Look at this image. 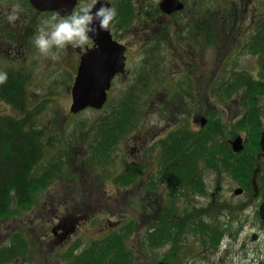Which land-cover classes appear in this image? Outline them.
<instances>
[{
  "label": "rangeland",
  "instance_id": "obj_1",
  "mask_svg": "<svg viewBox=\"0 0 264 264\" xmlns=\"http://www.w3.org/2000/svg\"><path fill=\"white\" fill-rule=\"evenodd\" d=\"M107 1L112 4L118 2L119 5L124 0ZM249 1H203L209 9L211 27L214 31L216 29V33L211 35L210 72L206 76L207 82L202 83L197 77H202L203 72L195 74L179 69L175 59H172L175 51L171 40L160 41L159 33L153 37L152 34H145V38L139 40L143 38L141 33L144 31L137 20L144 19L146 15L154 17L156 10L151 7L152 2L147 3L149 7L146 8L140 0H127L133 13L132 19L125 24L119 15L115 16L112 31L131 45V72L128 79L115 81L110 102L102 111L88 109L76 115L70 112L77 76L73 50L71 46L60 50L56 59L42 57L33 43L40 23L35 24V34L29 36L25 61L18 59L16 62L0 55V72L27 74L29 71L31 75L27 84L25 112L18 111L0 98V118L23 119L31 115L32 123L41 128L45 148L34 174L37 176L52 166L59 168L60 172L53 176L50 189L59 186L58 193L62 197L65 195V199L74 195L78 197L70 200L81 204L84 212L80 215L96 206L98 208L94 210L99 209L101 214L99 220L90 218L89 213L82 216L87 217L85 233H81V237H73L65 246H62L60 238H52L47 243L46 230L50 228L51 218L47 216L46 209L42 213L40 208L45 207V202L52 203L54 200L51 195H41L35 210L0 220V264H88L85 260L92 259L89 258L90 251L103 236L111 233L106 226L108 219L118 223L111 235L126 238L124 250L129 254L126 264H258L264 259V222L259 210L264 202V184H260L262 194L254 198L250 182L242 184L239 178L216 170L215 166L206 163L207 154L196 159V176L199 178L195 181L202 184L201 192L192 191L183 182L165 183L153 174L159 170L161 143L171 134L187 133L195 141L203 138L202 117L207 118L210 129L217 131L209 149L228 145L238 135L246 139L248 151L252 149L251 138L236 130L237 121L244 115L241 103L243 91L229 96L224 90L233 85L238 74L258 76L259 57L245 53L243 49L227 58L228 44L222 46V50L221 45L214 46V37H224L220 32V29L223 31L222 18H231L235 14V4L239 7L240 17L244 18V31L253 19L264 15V0H253L254 14L249 12V8L245 9ZM22 2L1 0L0 6L19 4L22 8ZM79 2L76 11L81 6L92 5V0ZM29 12L28 6L25 14ZM245 35L242 34L239 45L247 42ZM225 57V64L221 65ZM123 97L130 98V109L134 110L136 121L122 132L125 138L122 143L119 142L116 152L95 159L91 155V147L101 133L98 123L116 115ZM168 102H172L169 109ZM258 105L264 109V94L258 97ZM195 120H199L198 123ZM156 135L158 139L154 141L153 136ZM138 136H146L139 144L144 142L147 162L140 166L144 171L138 179L127 187L117 180L129 170L126 155L130 142ZM262 167L264 169V165ZM147 184L150 194L141 192ZM239 188L244 189L243 196L234 194ZM91 197L97 202L94 203ZM65 199L59 201L67 202ZM43 214L45 217H42ZM37 217L44 219V224L35 220ZM96 221L105 226L104 230L98 229ZM174 224L177 228L163 246L150 244L151 235L159 230L158 227L163 230ZM212 227L218 230L216 232L221 237L218 245L210 243L211 233L204 234ZM254 234H258L256 241L252 240Z\"/></svg>",
  "mask_w": 264,
  "mask_h": 264
},
{
  "label": "trees",
  "instance_id": "obj_2",
  "mask_svg": "<svg viewBox=\"0 0 264 264\" xmlns=\"http://www.w3.org/2000/svg\"><path fill=\"white\" fill-rule=\"evenodd\" d=\"M253 41L248 44L247 51L260 56L261 69L258 77H253L249 73L238 74L230 88L224 90L225 94L232 96L238 91H243L246 98V106H249V114L238 123L237 128L248 133L253 142L254 149L259 152V140L262 131L260 111L255 106L257 97L264 94V24L260 27ZM10 74L6 82L1 84L0 97L9 102L20 112H25L26 101L24 97V83L20 80L14 81ZM15 76V75H14ZM126 108L121 105L117 109L116 115L102 120L98 123L99 151H109V143L114 138L116 141L127 127L132 126L136 121V115L131 106L125 103ZM216 132L206 128L203 138L196 142L187 133L169 137L163 142L160 154V176L163 182L182 183L194 192H201L203 186L195 181L197 166L195 159L204 154H210L208 163L215 166L216 159L220 154L225 158L224 169L232 172L235 178H239L242 184L250 182V172L254 168V162H249L248 158L242 159L243 155H235L227 144L220 148L211 149L210 143ZM43 132L36 129L31 120V115L24 116L23 119L12 117L0 118V220L8 218L13 214L25 213L37 205L41 194L53 181V176L60 172V169L52 166L44 172L34 174L36 167L43 158L45 148ZM208 152V153H207ZM123 184L125 186L134 183L138 179L135 171L129 172ZM194 180V181H192ZM251 184V183H250ZM15 207V208H14ZM177 225L155 231L151 235L150 244L163 246L170 238ZM209 230V229H208ZM205 230L211 233L210 243L218 245L221 240L216 231ZM203 232V231H202ZM125 241L121 237L111 236L105 242L99 243L89 254L90 260H85L88 264H121L129 259V254L124 250ZM111 256V257H110ZM112 259V260H110ZM117 261V263H115ZM258 264H264V259Z\"/></svg>",
  "mask_w": 264,
  "mask_h": 264
},
{
  "label": "flooded vegetation",
  "instance_id": "obj_3",
  "mask_svg": "<svg viewBox=\"0 0 264 264\" xmlns=\"http://www.w3.org/2000/svg\"><path fill=\"white\" fill-rule=\"evenodd\" d=\"M20 1L22 2L23 0H20ZM79 1L80 0H78L77 6L74 11H76V9L78 8L79 3H80ZM162 1L163 0H152V1L140 0V3L142 4L144 3L146 8L149 7L147 6V3L152 2L153 4L151 5V7H153V10H156L155 11L156 15L154 17H151V16L147 17L146 15L144 19L137 20V23H139V25L144 31V33L143 32L141 33L143 35V38L141 37L139 40L141 39L143 40L145 38V34L147 35L152 34V37H153V35L158 34V33L160 34V38H159L160 41L167 42L168 40H171V43L173 44V49L175 51L173 53L172 59H175L177 66L180 67L179 69L181 71L195 72V74L198 72H203V76L201 77L200 75L197 78H200L201 80L199 81H201L202 83L207 82L205 80H206V76L208 75L207 73L210 72V67H209L210 66V57H209L210 49H212V46H213L211 35L212 33L213 34L216 33V29L214 31V29L211 27V16H209L210 15L209 9L206 6H204L203 1L205 0H176L179 4H181V8H178L179 5H175L172 7L162 6ZM102 2H104L108 6L109 9H114L116 13L115 16L119 15L123 23L125 22L126 24V22L132 19L131 16L133 13L130 10V5L127 3V0H124L122 3H119V5L117 4L118 2L117 3L115 2L114 4H112L107 0H96V3L94 5L91 3L92 8ZM252 2L253 0L249 1L245 9L249 8L248 9L249 12H253L254 14V9L251 5ZM22 5H23L22 10L24 12L19 13L20 19L16 21L15 27H13L8 22L6 18V14H5L6 11L10 10L12 6L11 5L0 6V55L11 58V60H14L16 62H18L17 61L18 59H21L20 61L26 60L25 55L28 53L29 36H31L30 34L32 35L35 34L34 27L36 23H40L38 26L40 27L43 21L50 20L53 16H56L57 21L60 18H62V16H60V14H58L57 12L50 11V10L41 11V10L36 9L35 6L32 4L31 0H25L24 2H22ZM28 6L30 9V12L29 14L27 13L25 14ZM234 6L236 9L235 14L231 16V18H225L224 16L222 18L223 31L220 29V32L223 33L224 35L223 39L214 37L215 47L216 45H221V50H222V46H225L226 44H228L227 46L229 50H228V53L225 55L227 58L229 57V55L235 53L236 51H241L244 49L245 53L248 52L247 51L248 44H250L253 41V39L257 35L256 33H258L260 27H262L264 24V15H263L257 19H253L250 26L244 31V29L242 28L243 23H244V21L242 20L244 18H241L239 15L238 5L235 4ZM164 7L168 8L169 10L168 9L165 10ZM200 10H202L201 13H200ZM118 11L120 13H118ZM246 13H247V10H246ZM115 20L116 19L114 18L111 21L108 29H109L112 41L116 42L122 48H124L123 51H124V56L126 58L125 70H124L125 73L123 74L118 73L111 81L110 90L107 92L108 102H110L111 93L113 91L115 81L128 79L130 72H131L129 70V60L131 57V45L130 43L124 41V38H119L112 31L113 26L115 25V22H116ZM234 26H235V29L233 30ZM226 31H228V33H226ZM242 34L244 35L246 34L245 36L248 37V39L246 43L239 45L240 44L239 40L242 37ZM94 41L95 39L90 36V40L88 44L83 49H73L72 47H70L75 52L74 53L72 51L71 53H73V56L76 59L77 73L83 62V57L85 56L86 52L94 49L95 44H96ZM253 55H256L259 57L258 71L260 72V69H261L260 56L258 54H253ZM226 57L223 60V63L221 65L225 64ZM13 74L16 77H19L20 81L24 83V86H23L24 87V97H25V100H27L26 98L27 84L28 82H30V78H31L29 71L27 74H22L20 72L14 71ZM254 77H258V76L254 74ZM241 99H242L241 103L244 109L243 116H245L249 114V106H246V98L244 96ZM176 100L174 101L176 102ZM129 101H130V98H126V99L124 98L118 105V108H120L121 105H123L126 108L125 103L131 105ZM108 102L106 103L108 104ZM171 103L172 102L167 103L168 109H169V106L171 107ZM255 106L260 111L259 116H260V120L262 124L261 125L262 131H263L264 123H263L262 115H264V109L258 105V97H257V104ZM128 108H130V106H128ZM243 116H241L242 118L237 121L236 127L238 123L244 118ZM195 121L198 123L199 120H195ZM203 121L204 119L200 118V125L202 129L204 128L203 131H206V128L209 127L208 128L209 131L216 132V135H215L216 137L217 131L215 130V128L210 129V126H207L208 121L207 122L205 121L206 122L205 124L203 123ZM174 135H176V133L171 134L169 137L174 136ZM145 137L146 136H138L136 138H133L132 141L130 142V145H129L130 149L128 148L129 150H128V153L125 159V162L128 161L129 170L127 169L126 173L117 180L119 184H122L125 186V184L123 183L126 180L125 177L130 174L129 172L135 171L139 177L140 173L144 171L143 169L142 170L140 169V166L144 165L147 162V160L144 157L146 151L144 149V142H142V144H139V141H142L143 138ZM215 137L212 138V140L208 142L210 143V145H211V142L215 139ZM124 138L125 136H122L121 139L117 138L116 142L122 143L121 141ZM153 138L155 141L156 139H158V135L153 136ZM114 140L115 139L113 138L112 143H110V146H109V150L111 149L112 154L116 152L115 147H114L115 145ZM163 142L161 143L162 145H163ZM196 142H199V141L197 140ZM244 142H246V139H244ZM228 145L231 148V151L233 152V154L237 155V153H235L232 148L233 147L232 144L229 143ZM120 149H123V148L120 147ZM258 155H259L258 156L259 161L261 162V166H263L264 165V155L261 149ZM129 158H132V160H128ZM160 164L161 162L159 159V168H160ZM153 174H155L154 176L156 177L160 176L159 170L158 172H153ZM156 177H152V179L153 178L155 179ZM52 188L54 189L51 190L50 185H49L48 188L42 193V196L51 195L50 198L54 200V202L52 203L45 202V207L40 208V211L41 209L43 211L42 213H45L44 209H46L48 211L47 216H50L51 218L50 228L46 230L47 239H45V241L48 243V241H52V238L53 239L60 238L62 241V246H65L66 244H68V242L70 243L72 241L73 237L75 236L81 237V233H85V230L87 229L86 226H88L87 220H86L87 217H82V216H85L89 213L90 218H92L93 220H99V217L101 214H99V211H98L99 209L94 210L98 208L96 206L92 210H88L86 213L80 215V213L84 212L83 210H81L83 207H81V204H79L78 202H75L74 200H70L72 198H78V197H75L74 195V196H71L72 198L70 199H65L66 198L64 197L65 195H63L62 197L58 193L59 186L58 187L55 186ZM257 188H258V194L257 195L255 194L254 198L259 197L262 194L260 185ZM152 189L155 190L153 186H152ZM144 191L148 192L147 194L151 193L149 184L145 185V187L141 189V192H144ZM104 192L107 193V190H105ZM243 193H244V189H243ZM91 198L94 203L97 202L96 199H94L93 197ZM63 199H65V201L67 202L59 201ZM35 209L36 208H33V210ZM91 211L92 213H90ZM42 217H45L44 214ZM35 220L39 221L40 224H44V219H42L41 217L39 218L37 217L35 218ZM107 221H108V225L106 226H107V229L110 230L111 233L108 234L107 237L103 236V238L100 241H98L97 244L105 242L106 240L110 239L111 236H113L111 234L114 233V229L116 228L115 225H117L118 223H115V220L113 219H108ZM95 224L98 225V229L104 230L105 226L101 225L98 221H96ZM116 236H118V238L121 237L123 240H126V238H124L123 236H119V235H116Z\"/></svg>",
  "mask_w": 264,
  "mask_h": 264
},
{
  "label": "water",
  "instance_id": "obj_4",
  "mask_svg": "<svg viewBox=\"0 0 264 264\" xmlns=\"http://www.w3.org/2000/svg\"><path fill=\"white\" fill-rule=\"evenodd\" d=\"M36 9L41 11H54L62 17L69 15L77 6L78 0H31ZM179 5L176 0H163L162 6L172 7ZM101 7L108 6L102 2L92 8L93 13ZM164 7V9H168ZM169 10V9H168ZM96 33L89 35L95 39L93 50L86 52L83 62L79 68L77 78L72 89L73 104L72 113L79 114L85 112L88 108L101 110L108 100V91L111 87V81L118 73H125L124 48L112 41L109 29L101 30L99 24L94 25ZM109 27V26H108ZM205 124V120L203 121ZM261 148L264 155V132L261 135ZM233 150L236 153L244 149L243 140L237 139L233 143ZM256 195L258 194V184L254 182ZM243 188L235 191V195H241ZM260 217L264 221V203L260 208ZM258 235H254L256 241ZM163 264V263H161Z\"/></svg>",
  "mask_w": 264,
  "mask_h": 264
},
{
  "label": "clouds",
  "instance_id": "obj_5",
  "mask_svg": "<svg viewBox=\"0 0 264 264\" xmlns=\"http://www.w3.org/2000/svg\"><path fill=\"white\" fill-rule=\"evenodd\" d=\"M95 3L96 0H92V4ZM21 11L22 8L19 4L12 5L11 9L6 11V18L13 27L20 19ZM115 15L114 9L101 7L93 13L92 5H85L58 21L56 16H53L50 20L43 21L37 29V33L33 37L34 47L42 57H51L52 59H56L57 53L69 46L73 49H83L90 40L89 34L96 33L94 25L98 23L100 29L105 30ZM6 80L7 74L0 72V84Z\"/></svg>",
  "mask_w": 264,
  "mask_h": 264
},
{
  "label": "bare ground",
  "instance_id": "obj_6",
  "mask_svg": "<svg viewBox=\"0 0 264 264\" xmlns=\"http://www.w3.org/2000/svg\"><path fill=\"white\" fill-rule=\"evenodd\" d=\"M6 74H7V79H8V76L10 75V74H13V73H11V72H6ZM11 77H13L14 78V81L15 82H18L20 79H19V77H16V76H11ZM72 100H73V97H72ZM26 101V100H25ZM5 102H7V101H5ZM27 102V101H26ZM8 104H10L9 102H7ZM73 104V103H72ZM71 104V105H72ZM10 105H12V104H10ZM13 107V106H12ZM72 107V106H71ZM16 108V107H15ZM19 111V110H18ZM70 112L72 113V111H71V109H70ZM73 115H74V113H72ZM76 115V114H75ZM201 119H204L206 122L208 121L205 117H202ZM39 125H37V124H34V127L36 128V129H38V130H40L41 128L40 127H38ZM236 130H238V131H241V132H245V131H243V130H240V129H238L237 127H236ZM41 131V130H40ZM247 135H248V133L247 132H245ZM43 135H44V133H43ZM239 138H241L242 140H243V145H244V149L241 151V152H239V153H237V155H242L241 156V158L242 159H246V157L248 158V160H249V162H254V168L252 169V171L250 172V178H251V181H250V183H251V186H252V188H254L255 186H254V182H257L259 185L260 184H264V169H263V167L261 166V162L259 161V152H257L255 149H254V147H252V149L250 150V151H248V147H247V145H246V142H244V137H242V135H238L236 138H235V140H233V141H231L230 142V144H232V146H233V143L237 140V139H239ZM98 141H99V138H97V140H95L94 141V146H92L91 147V149H92V154L91 155H93V157L96 159V158H105V157H107V153L108 154H110V153H112V151H111V149L109 150V151H107V152H101L100 153V151H99V145L100 144H98ZM117 141V140H116ZM115 141V145H114V147H115V150H116V148L118 147V145H119V143H117ZM110 144V143H109ZM110 146V145H109ZM209 152H211V149H209ZM235 152V151H234ZM208 153V152H207ZM236 153V152H235ZM43 154H44V152H43ZM209 153L207 154V156L209 157ZM100 156V157H99ZM201 157H204L203 155L201 156ZM200 157V158H201ZM198 159V158H197ZM216 159V162H218V164H216L215 163V169L216 170H219V171H221V172H225V173H228V174H230L233 178L235 177V175L232 173V172H228V171H226V169H224V164H225V161L227 160H225V158L220 154L217 158H215ZM206 161V160H205ZM197 162L198 161H196V159H195V164L197 165ZM206 163L207 164H209L208 163V160L206 161ZM255 189V188H254ZM234 194H235V192H234ZM243 194L244 193H242V196H243ZM264 222V221H263ZM208 231H218L216 228H210ZM161 264V263H160ZM164 264H168V263H164ZM175 264V263H174Z\"/></svg>",
  "mask_w": 264,
  "mask_h": 264
}]
</instances>
